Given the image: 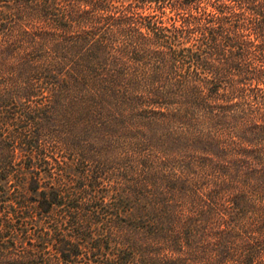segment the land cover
<instances>
[{"label": "trees", "instance_id": "obj_1", "mask_svg": "<svg viewBox=\"0 0 264 264\" xmlns=\"http://www.w3.org/2000/svg\"><path fill=\"white\" fill-rule=\"evenodd\" d=\"M0 264H264V0H0Z\"/></svg>", "mask_w": 264, "mask_h": 264}]
</instances>
